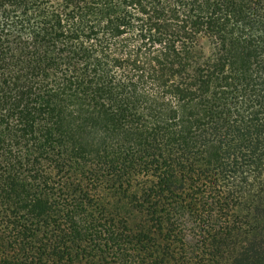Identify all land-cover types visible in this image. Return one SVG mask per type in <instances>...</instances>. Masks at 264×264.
I'll use <instances>...</instances> for the list:
<instances>
[{"label":"trees","instance_id":"1","mask_svg":"<svg viewBox=\"0 0 264 264\" xmlns=\"http://www.w3.org/2000/svg\"><path fill=\"white\" fill-rule=\"evenodd\" d=\"M0 264H264V0H0Z\"/></svg>","mask_w":264,"mask_h":264}]
</instances>
